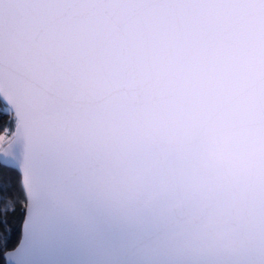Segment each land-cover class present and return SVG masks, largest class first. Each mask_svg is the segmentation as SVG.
<instances>
[{"label": "snow or ice", "instance_id": "obj_1", "mask_svg": "<svg viewBox=\"0 0 264 264\" xmlns=\"http://www.w3.org/2000/svg\"><path fill=\"white\" fill-rule=\"evenodd\" d=\"M0 117L3 264H264V0H0Z\"/></svg>", "mask_w": 264, "mask_h": 264}, {"label": "trees", "instance_id": "obj_2", "mask_svg": "<svg viewBox=\"0 0 264 264\" xmlns=\"http://www.w3.org/2000/svg\"><path fill=\"white\" fill-rule=\"evenodd\" d=\"M7 117H0V119H6ZM13 195L17 197L19 203L17 205V220L15 221V228L13 230L11 239H10V247L9 250L14 249L21 240L22 237V226H23V214L19 211L25 205L24 193L20 191L19 186H16L13 189ZM0 264H3L2 260H0Z\"/></svg>", "mask_w": 264, "mask_h": 264}, {"label": "water", "instance_id": "obj_3", "mask_svg": "<svg viewBox=\"0 0 264 264\" xmlns=\"http://www.w3.org/2000/svg\"><path fill=\"white\" fill-rule=\"evenodd\" d=\"M22 239H23V226H22V237H21V240H22ZM18 245H19V243H18ZM18 245H17V246H18ZM17 246H16V247H17Z\"/></svg>", "mask_w": 264, "mask_h": 264}]
</instances>
